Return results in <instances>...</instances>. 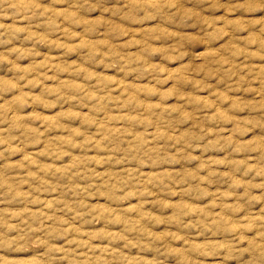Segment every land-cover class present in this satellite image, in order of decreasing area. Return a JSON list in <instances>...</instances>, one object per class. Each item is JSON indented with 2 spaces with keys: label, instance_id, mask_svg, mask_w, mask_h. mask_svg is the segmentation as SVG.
Here are the masks:
<instances>
[{
  "label": "rangeland",
  "instance_id": "rangeland-1",
  "mask_svg": "<svg viewBox=\"0 0 264 264\" xmlns=\"http://www.w3.org/2000/svg\"><path fill=\"white\" fill-rule=\"evenodd\" d=\"M0 264H264V0H0Z\"/></svg>",
  "mask_w": 264,
  "mask_h": 264
}]
</instances>
